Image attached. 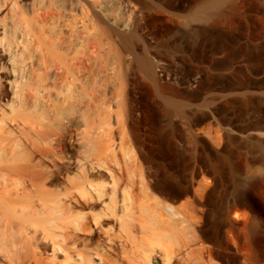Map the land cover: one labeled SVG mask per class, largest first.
<instances>
[{
	"label": "bare ground",
	"instance_id": "6f19581e",
	"mask_svg": "<svg viewBox=\"0 0 264 264\" xmlns=\"http://www.w3.org/2000/svg\"><path fill=\"white\" fill-rule=\"evenodd\" d=\"M152 2L0 0V245L9 264H215L212 182L196 165L157 159L172 132L148 116L154 64L138 48L140 25L131 29ZM190 193L197 226L183 215Z\"/></svg>",
	"mask_w": 264,
	"mask_h": 264
},
{
	"label": "rangeland",
	"instance_id": "374dc122",
	"mask_svg": "<svg viewBox=\"0 0 264 264\" xmlns=\"http://www.w3.org/2000/svg\"><path fill=\"white\" fill-rule=\"evenodd\" d=\"M208 1L151 0L149 18L131 27L140 25L138 48L154 64L148 116L172 132L157 159L191 164L188 172L196 165L212 182L208 208L222 243L215 264H264V0ZM135 77L142 92L146 77ZM192 193L181 198L183 215L197 226ZM8 248L0 245V264H9Z\"/></svg>",
	"mask_w": 264,
	"mask_h": 264
}]
</instances>
